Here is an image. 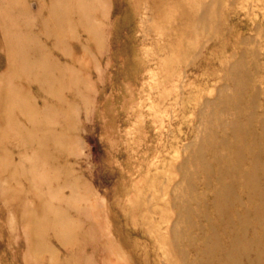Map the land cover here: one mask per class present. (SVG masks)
Instances as JSON below:
<instances>
[{"label":"rangeland","instance_id":"1","mask_svg":"<svg viewBox=\"0 0 264 264\" xmlns=\"http://www.w3.org/2000/svg\"><path fill=\"white\" fill-rule=\"evenodd\" d=\"M263 172L264 0H0V264H264Z\"/></svg>","mask_w":264,"mask_h":264},{"label":"bare ground","instance_id":"2","mask_svg":"<svg viewBox=\"0 0 264 264\" xmlns=\"http://www.w3.org/2000/svg\"><path fill=\"white\" fill-rule=\"evenodd\" d=\"M263 176H264V172H263ZM263 180H264V177H263ZM248 188L250 191L252 192H257V195H258V198L260 199V208H263L264 209V181H263V184L262 185H258L256 184L252 178H250V181H249V185H248ZM231 246H232V249H230L231 251L228 252V256H232L233 254V251L236 250V248L239 246H243V244L237 242V245L236 243H233L231 242ZM241 244V245H240ZM243 248L245 250L248 249L247 246H243Z\"/></svg>","mask_w":264,"mask_h":264}]
</instances>
